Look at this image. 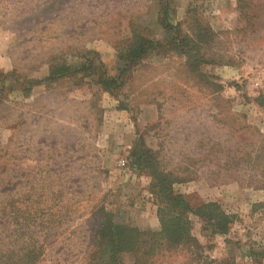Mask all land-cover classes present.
Masks as SVG:
<instances>
[{
	"label": "rangeland",
	"instance_id": "374dc122",
	"mask_svg": "<svg viewBox=\"0 0 264 264\" xmlns=\"http://www.w3.org/2000/svg\"><path fill=\"white\" fill-rule=\"evenodd\" d=\"M135 35L156 46L126 64ZM157 173L233 216L188 213L197 261L264 264V0H0V264H99L107 215L159 227Z\"/></svg>",
	"mask_w": 264,
	"mask_h": 264
},
{
	"label": "trees",
	"instance_id": "16d2710c",
	"mask_svg": "<svg viewBox=\"0 0 264 264\" xmlns=\"http://www.w3.org/2000/svg\"><path fill=\"white\" fill-rule=\"evenodd\" d=\"M161 22L168 32L175 30L173 25L169 23L167 11H162ZM156 46V43L143 36L135 35V40L125 51L126 54L122 58L126 64L134 63L141 58L148 49ZM71 67L63 65L53 73L51 78L64 76L69 73ZM51 76V75H50ZM101 83L108 89L115 86V80L112 78H102ZM148 149L142 144L134 145L131 155L134 164L142 170L147 159ZM175 181L167 180L164 175L157 173L152 186L155 189V198L157 205V216L159 227L157 229L141 231L138 228L119 223L107 215L104 218L100 230L98 232L99 249L96 251L99 257V264H122L120 253L128 251L134 253L135 264L143 256L149 257L159 254L162 250H174L178 247H186L192 259H196V251L200 248L196 239L191 233V221L188 213L197 215L210 229L212 234H227L230 224L233 222V216L226 213L221 206L215 201L202 203L193 207L184 196L173 191L172 183ZM142 251V252H141ZM140 255H143L139 257ZM195 264H207L204 260L195 261ZM212 264V263H209ZM218 264H229L228 262Z\"/></svg>",
	"mask_w": 264,
	"mask_h": 264
}]
</instances>
